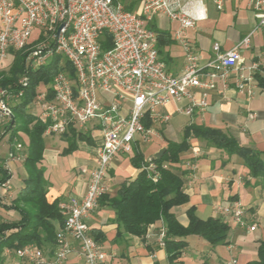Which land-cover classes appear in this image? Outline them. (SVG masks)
I'll use <instances>...</instances> for the list:
<instances>
[{
  "label": "built area",
  "instance_id": "1",
  "mask_svg": "<svg viewBox=\"0 0 264 264\" xmlns=\"http://www.w3.org/2000/svg\"><path fill=\"white\" fill-rule=\"evenodd\" d=\"M135 1L139 2L137 10L127 7ZM208 1L216 10L223 9V0H0V64L12 50L21 49L26 52V69L44 66L59 55L74 70L72 77L59 69L50 84V97L46 88L37 90L29 104L32 114V108H37L34 115L45 124L44 133L62 135L71 126L83 128L92 122L100 130L96 163L85 194L81 198L72 196L62 205L64 230L78 243L81 261L77 264H101L107 256L88 234L86 220L99 196L107 190V170L114 156L131 152L136 136L143 142L151 138L154 130L144 125L145 115L155 116L160 123L167 122L169 114H157L156 109L170 102H182L180 109L188 116L195 110H204L207 91L214 88L215 79L225 80L229 71L238 68L241 62L240 49L248 45V36L225 51H220L219 44L214 42L215 57L204 65L198 64L191 50L193 46L185 36L187 29L207 17ZM249 2L258 24L264 25V0ZM156 17L176 22L172 36L186 51L181 74L168 72L159 57ZM105 32L112 45L101 50L100 40ZM251 69H257V65L253 64ZM247 79L238 73L236 86L242 89ZM28 81L24 73L17 84L26 86ZM194 88H201L198 96L194 95ZM101 92L110 94V101ZM22 95L20 87H0V140L13 117L12 106ZM127 95L129 110L123 114L121 102ZM20 146L10 148L7 158L24 160V154L13 150H19ZM144 168L150 178L157 179L152 161ZM0 195H9V179L1 183ZM218 211L239 224L244 223L245 210L240 204L229 203ZM255 227L252 224L249 229ZM164 238L162 226L157 238L160 246H164ZM71 250L62 232L57 235L51 256L46 257L34 244H27L16 249L9 264H63Z\"/></svg>",
  "mask_w": 264,
  "mask_h": 264
},
{
  "label": "crops",
  "instance_id": "2",
  "mask_svg": "<svg viewBox=\"0 0 264 264\" xmlns=\"http://www.w3.org/2000/svg\"><path fill=\"white\" fill-rule=\"evenodd\" d=\"M206 13L207 17L198 22L205 23V32L211 36L200 31L198 22L194 28L187 29L185 36L193 46L191 50L197 56L198 64L204 65L215 57L214 42L219 44L220 51H225L248 36V45L240 49L241 62L238 68L231 69L225 80L221 77L215 79L214 88L207 91L204 110H195L188 116L180 109L182 102H170L171 104L156 109L157 114H169L167 122L160 123L155 116L146 114L143 119L150 121L148 127L154 132L146 142L136 136L131 152H119L114 156L106 175L110 194L115 193L122 180L136 175L138 169L130 162L135 148L141 151L143 160L146 161L165 147L168 140H181L183 129L190 122L223 130L240 144L262 151L261 157L264 160V25L258 24L249 0H223L222 10H216L208 1ZM155 21L158 29L169 31L172 36L176 22L165 17H156ZM159 57L171 74L183 72L186 51L176 40L167 48H162ZM253 64L257 65V69H251ZM238 73L248 77L242 89L235 83ZM193 93L198 96L201 88H194ZM100 95L106 101L111 99L110 94L101 92ZM129 103L130 96L127 95L121 102V113L128 112ZM176 113L184 116L177 119L182 128L179 137L176 134V121V125L171 122ZM250 114L254 116L250 117ZM76 130L87 133L90 139H76V148L67 154L62 153L67 147V138L43 134L42 164L45 168L44 177L50 184L46 198L48 201L59 199L64 217L62 205L72 196L81 198L87 190L89 175L95 167L96 152L101 141L96 122L83 128L76 127ZM153 137L157 141L151 143ZM27 143L28 137L18 132L12 140L9 137L8 150L21 145L19 150H13L25 155ZM5 157V165L11 173L8 197H13L23 186L27 173L23 160L8 159L7 154ZM180 157V162L175 163L172 168L183 179L188 201L172 207L171 211L177 220L187 225V209L194 206L198 217H221L229 224L227 244L212 246L205 238L195 234L184 237L187 244L181 252L180 260L183 264H246L255 259L264 227V187L249 175L241 157L236 154L229 156L203 139L190 138L189 148L181 152ZM229 203H237L244 208L243 224L224 217L218 211L220 206ZM12 214L13 218H18L17 212L13 211ZM113 218L112 209L98 205L86 220L89 229L97 228L104 234L100 246L107 252V256L101 264H170L165 247L160 246L157 240L164 225L162 220L151 223L143 236H136L124 232L117 235V224ZM252 224L256 226L254 230L249 229ZM55 227L56 232H63L65 240L72 246L63 264H77L81 261L78 257V243L64 230V225L55 221ZM55 247L51 252H46L48 257Z\"/></svg>",
  "mask_w": 264,
  "mask_h": 264
},
{
  "label": "trees",
  "instance_id": "3",
  "mask_svg": "<svg viewBox=\"0 0 264 264\" xmlns=\"http://www.w3.org/2000/svg\"><path fill=\"white\" fill-rule=\"evenodd\" d=\"M129 6L127 5L128 8ZM151 25L154 26L153 23ZM154 28L157 32L159 54L162 48H167L175 39L169 31ZM111 45V38L105 32L100 40L101 50H106ZM10 55H12V61L8 70H0V87H20L23 95L12 106L13 117L5 126L2 138L9 131L11 140L18 135V132L28 137L23 160L27 175L16 195L10 198L0 195V209L13 210L18 214V218L8 220L0 212V264L5 262V250L8 258L12 260L16 249L27 244H34L48 257L49 254L46 252H51L57 245L58 232H56L55 221L64 225L65 217L60 210L59 199L48 201L46 198L50 184L44 177L45 168L42 164L45 124L29 111V104L33 101L40 84L45 85L50 97V84L59 69L67 67L72 77L74 76V70L68 61L60 64L61 56L59 55H54L48 64L32 70L25 67L26 52L24 50H12ZM24 73L29 77L28 84L18 85L17 81ZM256 76L262 80L258 74ZM143 123L146 127L150 125L147 118L143 119ZM60 136L68 139L67 147L62 151L63 154L76 148V139H90L87 133L77 131L74 126L69 127L68 131ZM193 137L207 141L229 156L236 154L241 157L243 165L249 170V175L256 178L257 182L264 187L262 151L240 144L232 135L219 128L190 122L185 125L181 140L167 141L165 151L159 159L152 156L144 161L141 151L135 148L130 162L138 169L136 175L133 178L122 180L113 195L108 190L103 192L96 204V206H105L114 211L113 220L117 224V235L124 232L143 236L151 223L162 220L165 226L164 247L170 264H183L180 255L187 244L183 239L187 235H199L212 246L228 243L229 224L221 217L200 218L195 213V207L189 206L187 209L188 224L183 225L171 211L172 207L188 201L183 179L172 167L180 162V153L189 148L190 138ZM5 158V156H0V185L11 177L10 171L5 166ZM150 161L155 164L158 172L156 180L150 178L144 168ZM88 234L99 245L104 239L103 232L97 228L89 229L88 227ZM246 264H264V227L257 245L256 258L249 260Z\"/></svg>",
  "mask_w": 264,
  "mask_h": 264
},
{
  "label": "rangeland",
  "instance_id": "4",
  "mask_svg": "<svg viewBox=\"0 0 264 264\" xmlns=\"http://www.w3.org/2000/svg\"><path fill=\"white\" fill-rule=\"evenodd\" d=\"M123 1H125V0H123ZM126 2H127V0H126ZM129 2V1H128ZM130 6H129V8L131 9V10H137L138 9V7H139V2L138 1H135V2H133V3H130L129 4ZM205 23H203V22H198L197 23V25H198V27L200 28V31L202 32V33H206L205 32V27L203 26ZM196 25V26H197ZM206 34H208V35H210L211 36V34H209V33H206ZM214 35H217V33H213ZM34 35H35V32H34ZM11 61H12V55H8L7 57H6V59H4L3 60V62L0 64V70H3V71H7L8 70V68H9V66H10V63H11ZM64 62H66V59H65V57H63V56H61V61H60V64L62 65ZM64 70L66 71V72H68L69 74H71L70 72H69V69L67 68V67H65L64 68ZM45 85H43V84H40L39 86H38V90H45ZM171 104V103H170ZM32 111H33V113L34 114H36L37 113V108H35V107H33L32 108ZM181 117L183 118L184 116H182L181 114H178V113H176L175 115H173L172 116V118H171V122H173L175 125H176V123H177V119H181ZM175 121H176V123H175ZM179 123V122H178ZM178 123H177V125H176V134H177V137H179V136H181V131H182V128H181V124H179L178 125ZM10 134H11V132L9 131V132H7L5 135H4V137H3V139L0 141V155L1 156H6V154L8 153V142H9V137H10ZM155 141H157V139L155 138V137H153L152 138V141H151V143H154ZM8 198H10V197H8ZM0 212L2 213V216L5 218V219H12L13 218V214H12V212L13 211H5V210H3V209H0ZM8 253H6V250L4 251V255H5V262H4V264H9L10 262H11V260H10V258H8V255H7ZM6 255H7V257H6Z\"/></svg>",
  "mask_w": 264,
  "mask_h": 264
},
{
  "label": "water",
  "instance_id": "5",
  "mask_svg": "<svg viewBox=\"0 0 264 264\" xmlns=\"http://www.w3.org/2000/svg\"><path fill=\"white\" fill-rule=\"evenodd\" d=\"M164 151H165V147L160 148L157 152H155L153 158L159 159L164 153Z\"/></svg>",
  "mask_w": 264,
  "mask_h": 264
}]
</instances>
